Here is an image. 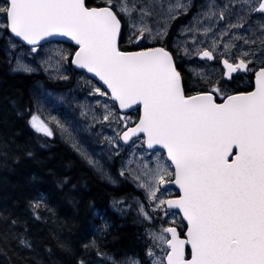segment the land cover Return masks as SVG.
<instances>
[{
  "label": "snow or ice",
  "instance_id": "6c2138e0",
  "mask_svg": "<svg viewBox=\"0 0 264 264\" xmlns=\"http://www.w3.org/2000/svg\"><path fill=\"white\" fill-rule=\"evenodd\" d=\"M137 4L138 0H105V6L91 7L87 0H2L0 18L4 23L0 28L31 46L33 53L41 41L67 37L74 42L75 51L61 53V59L67 61L70 56L72 65L106 85L105 91L93 88V93L110 94L122 110L138 106V118L132 121L128 116L117 117L105 103L102 120L111 117L123 124V130L116 134L118 140L135 144V137L141 147L146 146L145 152L154 150V160L141 156L137 168L130 170L133 178L145 191L148 208L163 211L165 216H175L177 212L171 210H178L186 222V230L161 225L158 232H149L154 247L148 248L147 255L152 264H264V51L256 57L258 49L251 47L259 41L264 48V24L255 39L231 31L243 29L246 17L253 14L264 17V0H232L226 6L236 10L238 5L244 15H238V22L229 23L219 37L213 34L211 44L203 50L196 48L201 58L208 60L215 59L214 54L223 48L219 52L221 77L209 81L208 90L192 95L186 94L173 53L165 47L121 49L122 19L134 30L138 42L166 34L159 28L154 33L144 23L151 12L148 6ZM154 4L161 10L166 7L169 18L185 7L179 0L167 5L165 0H154ZM133 13L138 17L134 18ZM205 16L225 18L223 10L215 12V5L209 6ZM189 31L194 47L205 43L197 39L198 28ZM210 33L209 27L200 35L207 39ZM224 36H229L228 41L223 40ZM237 40H243L249 50L233 55ZM9 43L12 49L17 48L11 39ZM184 51L189 54L188 48ZM257 59L261 60L258 69ZM33 70L16 57L13 71ZM253 70V90L228 91L234 73ZM30 123L38 133L53 136L52 129L37 115ZM105 139L117 144V139ZM156 146L163 153L155 152ZM120 175L124 176L125 170ZM170 184L178 188L175 198H165V186ZM139 211L146 220L152 219L143 204ZM20 243L31 247L24 238ZM154 248L163 255L157 256ZM97 255L105 256L111 264H140L130 257L117 261L98 249Z\"/></svg>",
  "mask_w": 264,
  "mask_h": 264
},
{
  "label": "trees",
  "instance_id": "16d2710c",
  "mask_svg": "<svg viewBox=\"0 0 264 264\" xmlns=\"http://www.w3.org/2000/svg\"><path fill=\"white\" fill-rule=\"evenodd\" d=\"M88 4L104 6L105 0ZM7 34L0 36V264H111L97 249L117 261L151 264L149 226L112 206L133 198L134 187L126 180L115 187L57 134L48 137L31 126L38 111L34 94L48 80L13 74ZM127 44L122 40L121 49L131 50ZM178 69L191 95L190 77Z\"/></svg>",
  "mask_w": 264,
  "mask_h": 264
},
{
  "label": "rangeland",
  "instance_id": "374dc122",
  "mask_svg": "<svg viewBox=\"0 0 264 264\" xmlns=\"http://www.w3.org/2000/svg\"><path fill=\"white\" fill-rule=\"evenodd\" d=\"M192 0H179L185 8H188V4ZM176 3L177 0H165L167 3ZM232 0H210L208 7L202 9L200 14L197 15L192 22L187 25L180 27V33L183 35L177 41V48H179L180 53L185 57H195L198 52L196 48L202 50L211 44L213 39V34L219 37L220 32L226 28L229 23H237V16L244 15L239 11L238 5L236 10H233L229 6ZM143 4L148 6L151 15L146 17L144 23L147 24L155 33L159 28L161 30L167 31L168 25L174 20L173 17L183 9H179L172 18L167 16L166 7L161 10L160 7L155 6L154 0H138L137 7ZM215 5V12L218 14L220 11H224L225 22L228 21L227 15L230 16V21L227 25L223 26V22L217 17L208 18L205 16L209 12V6ZM133 17L137 18L138 13H133ZM256 15H251V17H246V23L243 29H232L238 36H246L251 39H255L256 36L261 35L260 25L264 24V19H256ZM198 21H202L199 24ZM190 22V21H189ZM0 23H4V20L0 18ZM211 28L212 33L209 34L207 39L200 35L204 28ZM198 28L199 32L196 33L197 39H204V44H197L195 47L192 45V35L193 33L189 29ZM251 29V31L249 30ZM133 29H131L126 23V33L127 36H131V41L133 45H140L144 43H156L159 38L152 40L151 38L142 41H136L133 35ZM253 31L255 35H253ZM7 31L0 28V34H5ZM136 35H139L137 32ZM147 36V33H145ZM127 39V38H126ZM229 36H224L223 40L228 41ZM16 43L15 41L11 40ZM142 42V43H141ZM237 48H233L232 52L239 55L240 51H248L249 45H245L243 40L235 41ZM17 48L12 49L11 44H9V54L11 59V64L16 67V57H21L22 60L27 63L34 70L32 72L26 73H39L43 74L48 79V85L38 86L36 93L34 94L37 115L42 121H44L50 129L53 131V135L57 134L59 137L68 143L77 154L83 158L87 163L90 158L94 161L91 165L97 173L109 182H112L118 186L122 185L123 180L128 179L132 183V186L141 193V197L132 199L131 206L133 208H138L141 204L145 206L147 211L152 210L148 208V200L146 198L145 191L138 187V182L133 178V174L130 170L137 168L139 159L144 156L145 159H155L152 153L145 152L144 146H140V141L133 144V146H125L121 140H118L116 134L117 131L123 130V124L117 123L116 120L110 117L109 121H103L102 116L104 114L103 104L107 103L115 113L117 117H124L115 108V105L110 100L109 96H100L98 93H93V88H100L86 75L75 73L72 68L69 67L68 60L61 59V53L68 54L74 53L72 49L68 46H63L60 44H50L43 47L42 50L35 53L31 52L30 49L20 48L21 46L16 43ZM251 47L258 49L257 54L261 57V48L259 41ZM189 49V54H185L184 49ZM175 49V48H174ZM223 48L219 49L222 52ZM218 52V53H219ZM257 57V55L255 54ZM196 58V57H195ZM264 58V57H261ZM205 70L199 73V83L197 87L200 88L204 85H208L209 81L214 82L221 76L218 74L216 69L208 68L207 66H202ZM23 72V71H20ZM63 77H67L66 79ZM54 82H59V85H54ZM101 89V88H100ZM101 91H103L101 89ZM97 101L100 103L97 104ZM82 113H86L83 115ZM96 117L94 119L93 117ZM132 121H136L134 115L128 116ZM59 121V126L57 125ZM43 134V133H41ZM44 135V134H43ZM106 137L117 139V144H109L105 139ZM135 153V155H133ZM87 157V158H86ZM115 167V168H114ZM125 170V175L121 176V170ZM165 198L167 193L164 192ZM134 203V204H133ZM131 208H128V212ZM158 212V211H157ZM157 212H154L155 214ZM153 221V218L151 219ZM166 221L173 222L174 224H179V221L175 216H162L158 218L157 223L164 225ZM157 256H161V253H156Z\"/></svg>",
  "mask_w": 264,
  "mask_h": 264
},
{
  "label": "flooded vegetation",
  "instance_id": "af4514ba",
  "mask_svg": "<svg viewBox=\"0 0 264 264\" xmlns=\"http://www.w3.org/2000/svg\"><path fill=\"white\" fill-rule=\"evenodd\" d=\"M202 0H194L192 3H191V7H190V12L188 13V14H186V15H184V17H181V16H179V18L176 20V24L178 25V24H180V23H186L187 22V20L188 19H190L191 17H192V15L194 14V12H196L197 11V9H196V6H198L199 5V3L201 2ZM257 16V19L258 20H262V19H264V17H262V16H260V14H254V16ZM227 17H228V21L227 22H225V18H224V20H221L222 22H223V26H225V25H227L228 23H229V21H230V16L229 15H227ZM161 45H163V44H161ZM164 45H167V41H164ZM167 47V46H166ZM168 47H169V45H168ZM234 54H236V53H234ZM215 55V54H214ZM237 55V54H236ZM216 56V58L214 59V61L213 62H208V64H206V66H208V68H213V69H216L218 72V74H221L222 73V69H221V63H220V59H221V57L217 54V55H215ZM257 57H260L259 56V54H257ZM261 59H264V58H261ZM260 62H261V60L260 59H257L256 60V62H255V68H259V66H260ZM206 62H200L199 60H198V58H196V59H193L192 61H191V64L193 65V67L196 69L197 68V70H200V69H202V65L203 64H205ZM179 65H183V66H181V68H182V70H183V72H185L186 74L188 73L187 72V70H185V64L184 63H182V62H180L179 63ZM249 67L250 68H252V65H249ZM200 68V69H199ZM204 70V69H203ZM234 78L231 80V81H229L228 82V85L230 86V87H232V86H238L241 90H248L250 87H251V83H250V81H251V79L254 77V70L253 71H249V72H243V71H241V72H237L236 74H235V76H233ZM231 92V91H230Z\"/></svg>",
  "mask_w": 264,
  "mask_h": 264
},
{
  "label": "water",
  "instance_id": "95a60500",
  "mask_svg": "<svg viewBox=\"0 0 264 264\" xmlns=\"http://www.w3.org/2000/svg\"><path fill=\"white\" fill-rule=\"evenodd\" d=\"M9 34L12 36V34L9 32ZM16 41L20 42L24 47H28V48H31V46L27 45L25 42L19 40V38H16L14 36H12ZM121 40V38H120ZM53 42H58V43H63V44H67V45H70V46H73V47H76L74 42L73 41H70L67 37H63V36H55V37H51V38H48L47 40L45 41H41L40 42V46H43V45H46V44H49V43H53ZM39 46V47H40ZM202 59H207V58H202ZM73 68L76 70V71H79V72H84L86 73L90 78H92L94 81H96L103 89L106 90V85H103V82L102 81H99V79L97 77H95L93 74L91 73H88L85 69H79L77 68L75 65H73ZM183 83V81H182ZM254 84H255V80H254ZM114 102V101H113ZM116 103V102H115ZM117 104V107L119 109V111L122 113V114H129V113H132L136 110H138V106H134L132 109H125V110H122L119 108V105L118 103ZM136 139L135 137H133V140ZM132 141H129L128 143H125L126 145H129ZM146 147V146H145ZM156 150H161L163 151V149L159 148V146H156L155 148V151ZM148 151H154L153 149H148ZM171 188H173L175 191L178 192V188L174 185V184H170V185H167ZM165 186V188L167 187ZM172 211H175L177 212L180 216H181V219H182V214H180L178 212V210H172ZM183 221V220H182ZM183 223L185 224L186 222L183 221ZM178 230V229H177ZM179 231V230H178Z\"/></svg>",
  "mask_w": 264,
  "mask_h": 264
}]
</instances>
